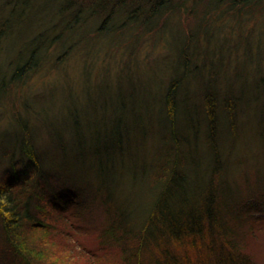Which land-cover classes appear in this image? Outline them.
Returning a JSON list of instances; mask_svg holds the SVG:
<instances>
[{
  "label": "trees",
  "instance_id": "1",
  "mask_svg": "<svg viewBox=\"0 0 264 264\" xmlns=\"http://www.w3.org/2000/svg\"><path fill=\"white\" fill-rule=\"evenodd\" d=\"M150 42L163 52L145 69ZM102 51L131 70L71 105L62 69L76 61L85 89ZM50 70L63 87H27ZM56 92L72 109L53 120ZM0 122V264H36L22 235L77 197L131 264H191L172 248L197 239L200 264H258L232 249L246 216L264 224V0H0ZM150 138L154 164L138 159Z\"/></svg>",
  "mask_w": 264,
  "mask_h": 264
},
{
  "label": "rangeland",
  "instance_id": "2",
  "mask_svg": "<svg viewBox=\"0 0 264 264\" xmlns=\"http://www.w3.org/2000/svg\"><path fill=\"white\" fill-rule=\"evenodd\" d=\"M7 16L8 15L6 14L2 20L6 19ZM154 45L155 43L150 42L141 46L138 51L139 60L142 63V67L144 66L143 68L145 69L149 66V63H151L153 60H156L157 57L160 58V52H163V50L160 51L158 48H154ZM13 54H15V49L11 54H9V58L11 57L12 59ZM121 59L122 57L110 58V56H106L103 51L97 54L95 59L91 61L93 62V66H96L95 69L89 75L90 77H88V81H83V84L87 85L85 89L83 86H81L82 79L79 77L80 73L77 71L76 61H70V68L62 69L65 71V73H69V80L72 82V84H74V97H71L72 102L70 104H74L76 106V104H79L78 101L81 102V100H83L84 102L86 97L94 96L91 92L92 90L96 91L94 83L95 81L98 82L102 80L103 74L104 72L106 73L107 70L109 71V77L114 79L119 71H121L124 66H126L122 64ZM131 60H134L133 57ZM131 60L128 63V66H132L133 64ZM156 62L157 60L152 65H155ZM53 76L58 78L57 85L63 87L64 85L61 82L62 77L60 74L51 70L45 71L42 76H34L32 80L28 82L27 87L35 93H40L45 90L49 79ZM17 91L21 96L22 94L19 92L21 90ZM12 96L13 95H11V98ZM63 99L64 96L62 93L56 92V95H53L52 99L47 101V103H50L54 106L52 112L50 113V117H52L51 119L55 120V118L59 119V117L65 118L67 116L66 110L72 109V107H67L64 105ZM16 102L17 101L7 103L4 106V110L7 114L9 112L15 111ZM63 106H65V108H63ZM0 124L5 125L3 122H0ZM2 125H0V128ZM153 143H155L154 140L150 138V141H148L146 144V152L144 153L145 155L141 153L139 154L140 158L138 159L140 162L143 160L146 164L155 163V160L152 161V158L154 155H156L155 152L157 147L152 150ZM9 144L10 142H6L1 146H9ZM149 168L152 169L155 167ZM118 174H120V170L115 176H118ZM154 176L157 177V175H152L151 177ZM122 177L124 178H120L116 184V190L120 196L126 195V191L129 189L128 182L126 181L125 183L124 181L125 175ZM157 178L162 179L163 175H159ZM82 203L83 199L81 197L78 199L77 197L76 199L68 200L64 206H59L61 209H56L48 205L49 209L45 208L46 214H44L42 217H45L43 219L44 222L51 226H45L44 229H39V227L30 228L32 230H28L25 235H22L24 243L27 246L22 243V246L20 247H22V249L28 253L29 257L35 261L36 264H131L129 261L123 260V250H118L117 247H113L111 245L108 246L105 240L102 242L99 241L98 235L102 234V231L104 232V228L108 222L105 223L102 215L96 210L89 211L87 208H85V206L82 210H80ZM87 203L88 199L85 201L84 205H87ZM68 212H72L74 217L68 215ZM68 217L72 218L73 220L68 219ZM258 217H264V214ZM55 218L59 219V223H56L57 221ZM109 226L110 223L105 229H107V227L109 228ZM231 227L233 228L234 226L232 225ZM251 230H254V232H251ZM239 231L243 232L241 233V239L238 238L240 242L235 244L236 246H234V249H232V251L235 253L236 249L243 252L240 254L236 253L238 261L243 263L242 254H250L255 257V260L258 264H264V224H262V221L259 219L250 220L246 216L244 219L243 228L239 227ZM204 238L208 239V235H205ZM187 239L191 240V237H187ZM207 244V240H203L201 243L200 239H197L191 244L187 243L185 246L174 245L172 252L183 255L181 259L182 263L190 262L191 264H200L209 252L205 249ZM226 246L229 248L230 245L227 244ZM26 247L27 249L30 247L33 252H29ZM215 253L217 256L222 258L218 250H216Z\"/></svg>",
  "mask_w": 264,
  "mask_h": 264
}]
</instances>
